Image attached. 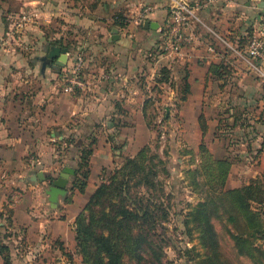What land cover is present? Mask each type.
<instances>
[{
  "label": "crops",
  "instance_id": "1",
  "mask_svg": "<svg viewBox=\"0 0 264 264\" xmlns=\"http://www.w3.org/2000/svg\"><path fill=\"white\" fill-rule=\"evenodd\" d=\"M167 1L82 0L79 10L76 0H0V237H6L9 248V262L0 254V264H83L75 250V217L102 172L121 155L136 154L147 142L141 95L149 91V80L158 67L179 75L183 85L186 82L185 110L201 109L209 97L217 110L225 104L232 126L247 125L243 121L246 112L255 110L261 118L257 119L259 145L251 151L257 142L248 144L254 137L243 133L250 139L241 156L264 154V78L221 38L229 42L227 38L244 33L250 25L254 33L264 29V0H222L202 7L198 13L204 25L191 28L193 48L175 55L162 53L161 48V32L170 24ZM25 5H37L49 15L54 29L48 36L36 27L27 28L17 38L8 36ZM145 5L152 7L146 20L156 22V29L133 20ZM117 13L124 16L125 24L115 23ZM26 32L37 34L27 50L23 49ZM59 38L63 44L68 39L72 43L62 56L63 66L58 69L51 60L42 68L47 41ZM208 45L216 53H209ZM78 56L82 58L79 76L83 87L69 91L66 76ZM221 61L228 65V73L219 78L209 67ZM252 121L256 120L249 118L248 123ZM91 142L86 186L80 191L74 183L80 174L71 164L81 147ZM66 158L70 161L64 165L74 168L75 174L65 194L51 204L45 190L64 166L56 170L58 163ZM45 163L51 165L50 172L36 168ZM38 171L45 174V180L36 177Z\"/></svg>",
  "mask_w": 264,
  "mask_h": 264
},
{
  "label": "rangeland",
  "instance_id": "2",
  "mask_svg": "<svg viewBox=\"0 0 264 264\" xmlns=\"http://www.w3.org/2000/svg\"><path fill=\"white\" fill-rule=\"evenodd\" d=\"M76 1L78 3H73L81 10L82 0ZM24 9H35L39 12V19L29 27H31L30 29L39 28L44 32L43 36H48L49 30L54 29L50 23L49 15L48 17L45 16L43 9L37 5H25ZM127 13L130 12L127 10ZM76 30L78 34L76 36L80 38V27ZM17 34L21 35V33H15L13 36L17 38ZM36 38L37 34L26 32L24 36L26 45L23 46V49L27 50L28 44H33ZM66 43H69V39ZM162 68L158 67L155 75L150 78L149 91L147 89V93L141 95L144 96L141 97L143 99L141 112L149 131L148 140L143 146H149L150 152L156 154L160 160V163L157 164L156 177L160 186L152 194L160 197L158 201L162 206L161 210L167 213V220L162 223V228L159 231L162 236L166 235L169 239L164 248V260L167 264H217L218 262L206 256L207 253L199 242L200 232L194 226V214L191 212L199 202H204L207 196L213 195L217 198L227 189L242 187L254 179L264 180V154H261L260 157L256 156L257 153H251L249 157L241 156L242 148L250 139L249 136L245 137L243 133L254 137V139L251 137L253 140L248 144L257 142L254 144L255 149L251 151L256 150V146L259 145L258 136L261 125L257 124V119L261 118H258L255 110H250L246 112V118L243 120L247 122V125L236 123V126H232L228 121L230 116L225 104L223 106L218 105L219 110H217L210 105L209 97L205 98L207 104L203 103L201 109L185 110L183 107L188 95L182 90L181 77L179 75L175 77L171 70L166 67L167 72H162ZM69 74L70 72L66 79ZM237 115L239 122H241V111ZM249 118L256 120L255 123L252 121L249 124ZM247 130L251 134H247ZM241 142L243 143L241 144ZM125 157L129 156L121 155L120 159L103 171L97 185L106 180L113 169L122 164ZM56 159H58L57 156L53 158V161ZM215 159H226L230 163L225 183H221L217 169L212 162ZM65 161L69 162L70 159L66 158L64 161H60L55 169L57 170L60 165H64ZM37 167L44 168L47 172L51 171L49 163ZM83 170L84 168L81 169V171ZM79 179L78 177L75 180V186ZM219 200L216 199V202L228 206L225 199L219 198ZM250 209L257 213L261 227L264 229V200L250 202ZM6 213L9 214L10 212L7 211ZM232 213L231 209L220 207L218 213L213 216L215 228L221 239V253L232 264H256L255 262L259 259L264 264V258L257 256L250 258L239 254L234 248L230 233H235L236 230L229 219ZM237 221L243 229L242 219L237 218ZM6 230L11 231L8 228ZM2 234L0 232V236ZM261 236L256 239L253 238V240L264 251V235ZM0 242L7 245L6 237H0Z\"/></svg>",
  "mask_w": 264,
  "mask_h": 264
},
{
  "label": "trees",
  "instance_id": "3",
  "mask_svg": "<svg viewBox=\"0 0 264 264\" xmlns=\"http://www.w3.org/2000/svg\"><path fill=\"white\" fill-rule=\"evenodd\" d=\"M124 19L121 13L114 16L115 23L120 25L125 24ZM253 35L254 29L250 25L244 33L238 32L227 40L237 50L244 51ZM55 44L66 48L72 46L70 42L63 44L59 38L47 41V48ZM57 67L59 69L60 66ZM163 71L167 72V69L163 67ZM209 71L215 77L222 78L228 73V65L224 61L214 63L210 65ZM183 90L187 91L186 82ZM91 144L82 146L78 159L71 164L79 171L80 179L76 186L80 191L86 186ZM212 162L221 183H225L230 163L226 159ZM159 163L157 155L145 145L136 154L125 157L122 164L116 166L90 194L74 220L75 250L83 264H167L164 248L169 239L159 232L162 223L167 220V213L161 210L160 197L152 194L160 186L156 179ZM219 198L225 199L228 206L217 203L216 199ZM262 200L264 180L254 179L242 187L227 189L217 198L207 196L204 202L194 207L191 212L194 214V226L200 232L199 242L207 257L217 264H232L221 253V239L213 221L214 214L223 207L233 212L229 219L236 232L230 234L237 252L250 258H264L263 249L253 240L262 237L264 229L257 213L250 209V202ZM237 218L242 219L243 229ZM8 250V246L0 242V254L5 263L9 262ZM255 263L263 264L261 259Z\"/></svg>",
  "mask_w": 264,
  "mask_h": 264
},
{
  "label": "built area",
  "instance_id": "4",
  "mask_svg": "<svg viewBox=\"0 0 264 264\" xmlns=\"http://www.w3.org/2000/svg\"><path fill=\"white\" fill-rule=\"evenodd\" d=\"M222 0H168L167 9L170 15V24L161 32V48L167 54H183L188 53L193 48L195 36L191 30L193 24L204 25L198 10L202 7L213 6ZM152 7L149 5L141 6L133 18L137 23L145 21ZM40 14L37 10L23 9L17 15L12 27L7 32L8 36L14 37L15 33L25 32L29 25L34 24L39 19ZM163 31V30H162ZM237 56H241L250 62L252 69L257 75L264 78V29L259 30L252 36L244 51L237 50L231 43L221 37ZM24 46V44H23ZM209 53H216V49L212 45L207 46ZM68 54V52L66 53ZM82 69V58L77 57L69 76L67 77L66 89L74 90L75 87H83V81L79 74Z\"/></svg>",
  "mask_w": 264,
  "mask_h": 264
},
{
  "label": "water",
  "instance_id": "5",
  "mask_svg": "<svg viewBox=\"0 0 264 264\" xmlns=\"http://www.w3.org/2000/svg\"><path fill=\"white\" fill-rule=\"evenodd\" d=\"M143 26L145 28L149 27L151 29H156L158 27V24L154 21L146 20L144 21ZM67 52L68 49L66 47H60L58 45L50 46L46 54L41 57L42 68H45V63H49L51 60H53L55 65L63 66L62 56L66 55ZM74 174L75 169L67 164L60 169L56 177H53V179L50 180V183L45 192L48 195V200L51 204H56L58 196L65 194L66 184L69 178ZM36 177L42 181L45 180V174L42 171H38L36 173Z\"/></svg>",
  "mask_w": 264,
  "mask_h": 264
}]
</instances>
